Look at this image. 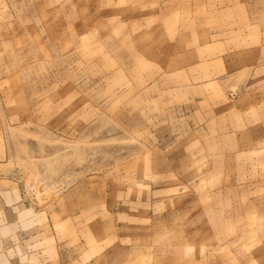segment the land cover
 <instances>
[{
  "label": "rangeland",
  "instance_id": "1",
  "mask_svg": "<svg viewBox=\"0 0 264 264\" xmlns=\"http://www.w3.org/2000/svg\"><path fill=\"white\" fill-rule=\"evenodd\" d=\"M0 264H264V0H0Z\"/></svg>",
  "mask_w": 264,
  "mask_h": 264
}]
</instances>
